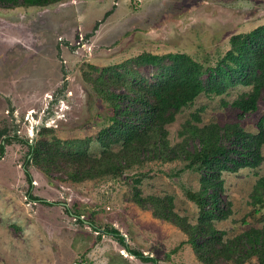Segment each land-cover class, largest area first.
<instances>
[{
	"label": "rangeland",
	"instance_id": "obj_1",
	"mask_svg": "<svg viewBox=\"0 0 264 264\" xmlns=\"http://www.w3.org/2000/svg\"><path fill=\"white\" fill-rule=\"evenodd\" d=\"M263 24L264 0H62L0 7V264H203L178 226L133 202L135 192L167 197L177 216L194 222L198 207L188 193L197 191L200 175L186 161L144 154L136 163L121 161L115 173L72 182L69 166L44 174L32 164L28 145L58 139L62 151L97 156V133L112 123L108 99L127 93L119 80L139 78L142 87L161 71L137 62L139 55L184 53L212 66L231 35ZM99 76L106 83L96 82ZM246 90L237 84L219 95L200 93L164 125L165 138L171 146L179 143L191 115L198 126L235 123L255 133L259 121L264 127L263 99L241 116L224 104ZM260 153L257 166L220 173L229 212L212 223L223 238L264 223L250 197L264 176V144ZM108 228L153 261L128 254L103 233Z\"/></svg>",
	"mask_w": 264,
	"mask_h": 264
},
{
	"label": "trees",
	"instance_id": "obj_2",
	"mask_svg": "<svg viewBox=\"0 0 264 264\" xmlns=\"http://www.w3.org/2000/svg\"><path fill=\"white\" fill-rule=\"evenodd\" d=\"M57 1L62 0H0V7H42ZM228 44V49L215 64L206 67L184 53L139 55L137 62L158 66L161 71L157 80L142 87L139 78L119 80L127 93L115 94L108 99L112 123L97 133L96 141L101 147L97 156L62 151L58 139L38 138L33 145H28L29 161L44 174L61 165L69 166V181L80 182L115 173L121 161L125 160L126 165L136 163L144 154L165 161L184 160L186 168L195 169L200 175L197 191L188 193L189 199L198 207L194 222L177 216L167 197L142 198L135 192L133 202L142 208L149 205L155 217L178 226L203 264H218L220 261L241 264L250 257H254L257 264H264V223L227 238H223V232L212 223L225 219L229 212L228 202L220 196V173L253 168L261 161L260 147L264 144L261 121L258 130L251 133L235 123L198 126L199 118L191 115L182 124L185 133L179 131V135L184 136L179 143L171 146L165 138L164 125L172 122L175 113L200 93L219 95L228 86L248 87L231 102L224 103L237 109L239 116L254 111L258 99L264 100V24L231 35ZM106 81L99 76L96 82L102 84ZM112 145H117L118 149L113 150ZM55 156L57 160H54ZM23 173L30 180L25 167ZM250 197L255 207L252 211L264 215V176L255 180ZM103 233L110 234L128 254L144 262L153 261L151 257L130 249L118 230L108 228Z\"/></svg>",
	"mask_w": 264,
	"mask_h": 264
},
{
	"label": "crops",
	"instance_id": "obj_3",
	"mask_svg": "<svg viewBox=\"0 0 264 264\" xmlns=\"http://www.w3.org/2000/svg\"><path fill=\"white\" fill-rule=\"evenodd\" d=\"M98 230H99V229H96V230H94V231L97 233V232H98ZM37 233H38V234H40V232H39V231H38ZM100 233H101V232H100ZM100 233L98 232V233H97V235H99ZM88 236H89V235H88ZM54 239H56V241H57V242H60V243H62V242H61V241H62V238H61V241H60V239H58V238H54ZM120 247H121V246H120ZM121 248H122V247H121ZM122 249H123V248H122ZM123 257H124V256H123Z\"/></svg>",
	"mask_w": 264,
	"mask_h": 264
},
{
	"label": "built area",
	"instance_id": "obj_4",
	"mask_svg": "<svg viewBox=\"0 0 264 264\" xmlns=\"http://www.w3.org/2000/svg\"><path fill=\"white\" fill-rule=\"evenodd\" d=\"M78 264H79V262H78ZM80 264H82V263H80Z\"/></svg>",
	"mask_w": 264,
	"mask_h": 264
}]
</instances>
